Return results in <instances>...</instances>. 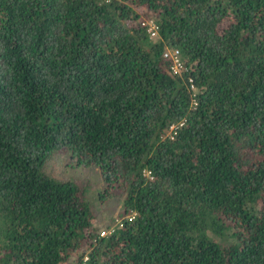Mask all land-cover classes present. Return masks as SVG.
I'll return each mask as SVG.
<instances>
[{"label": "trees", "instance_id": "1", "mask_svg": "<svg viewBox=\"0 0 264 264\" xmlns=\"http://www.w3.org/2000/svg\"><path fill=\"white\" fill-rule=\"evenodd\" d=\"M84 257L264 264V0H0V264Z\"/></svg>", "mask_w": 264, "mask_h": 264}, {"label": "rangeland", "instance_id": "2", "mask_svg": "<svg viewBox=\"0 0 264 264\" xmlns=\"http://www.w3.org/2000/svg\"><path fill=\"white\" fill-rule=\"evenodd\" d=\"M155 38H157V36L154 37V39ZM54 168L61 169L63 178L66 177L67 179H72L74 182L88 184L89 194L92 199H94L97 191H104L105 182L103 181L99 169L96 167L86 168L83 166H75V161L71 158L68 150L65 148L56 151L49 164L46 165L47 172ZM122 198L123 197L121 196H113L104 201L103 205L100 204L98 207L93 203V210L95 211L97 218L94 226L100 230L99 234L103 230H111L121 224L122 219L125 217L121 208L123 205V203H121ZM98 218L100 219L98 220ZM102 221L106 223H103ZM107 223L110 225L105 228L108 225Z\"/></svg>", "mask_w": 264, "mask_h": 264}, {"label": "built area", "instance_id": "3", "mask_svg": "<svg viewBox=\"0 0 264 264\" xmlns=\"http://www.w3.org/2000/svg\"><path fill=\"white\" fill-rule=\"evenodd\" d=\"M144 25H147L148 28H147V31L149 32L150 34V37L154 38L157 36V33H156V28H155V25H153V23L151 22H144L142 23ZM163 57L168 59L170 61V71L173 73V74H176V75H181L183 73V71L186 69V67L184 66V63L180 57V52L177 48H166L163 52ZM191 81V84H190V91L192 90L193 91V94L194 95V90H195V86L194 84L192 83V78L189 79ZM194 104H196L194 102ZM181 125V124H180ZM175 129V125H171L170 128H169V132H168V135L169 136H173L174 134V130ZM113 229L111 230H103L101 231L100 235L101 236H105L108 232L112 231ZM85 260H86V257H84L83 261L81 264H85ZM76 264H79V263H76Z\"/></svg>", "mask_w": 264, "mask_h": 264}]
</instances>
